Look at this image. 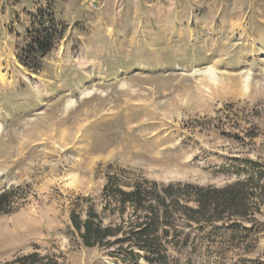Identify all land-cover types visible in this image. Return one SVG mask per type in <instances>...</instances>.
I'll return each mask as SVG.
<instances>
[{
	"label": "rangeland",
	"instance_id": "rangeland-1",
	"mask_svg": "<svg viewBox=\"0 0 264 264\" xmlns=\"http://www.w3.org/2000/svg\"><path fill=\"white\" fill-rule=\"evenodd\" d=\"M51 12L63 37L33 73L18 56ZM246 160L264 165V0H0V262L156 264L84 248L70 211H99L108 174L222 187ZM253 223L167 264H264Z\"/></svg>",
	"mask_w": 264,
	"mask_h": 264
},
{
	"label": "trees",
	"instance_id": "trees-1",
	"mask_svg": "<svg viewBox=\"0 0 264 264\" xmlns=\"http://www.w3.org/2000/svg\"><path fill=\"white\" fill-rule=\"evenodd\" d=\"M53 15L37 16L39 28L19 53V63L30 72L40 70L41 61L63 37L65 28ZM14 198L12 190L0 193V214L11 212ZM101 199L99 211L83 197L85 207L77 205L69 213L72 234L81 246L111 250L110 256L123 261L167 264L171 252L196 251L219 232L231 241L241 234L250 235L257 214L264 209V165L246 160L235 179L222 187L163 185L145 179L124 182L108 174ZM106 213L116 220L105 224ZM0 264L57 263L33 251Z\"/></svg>",
	"mask_w": 264,
	"mask_h": 264
}]
</instances>
